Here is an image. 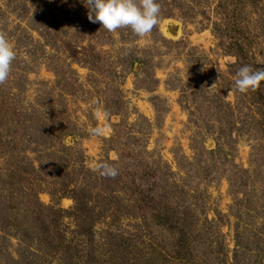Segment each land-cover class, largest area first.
I'll return each instance as SVG.
<instances>
[{
    "label": "rangeland",
    "instance_id": "1",
    "mask_svg": "<svg viewBox=\"0 0 264 264\" xmlns=\"http://www.w3.org/2000/svg\"><path fill=\"white\" fill-rule=\"evenodd\" d=\"M47 1L52 5L48 24L60 28L62 37L75 38L78 46L91 43L106 62L103 72L72 65L75 95L56 89L53 68L61 58L56 45L37 48L34 62L25 49H14L9 34L18 25L28 26L11 12L9 0H0V34L12 46V61L29 70L24 102L40 113L42 105L58 108L69 135L64 145L81 153L90 184L100 173L97 163L115 168L114 179L122 173V162L148 166L156 184L155 204L168 190L167 202L177 215L187 216L194 264H264V81L255 90L235 91L237 59L224 52L213 33L218 25L240 24L252 43L255 69L264 68V0H156L158 23L143 36L128 27L108 32L89 22L83 1L75 9ZM66 9L73 11L71 19ZM28 31L38 47L43 40ZM113 92L119 105L111 104ZM92 128H101V134L92 135ZM99 193L94 190L93 196ZM131 198L120 199L131 205ZM39 200L54 205L47 192H40ZM73 206L67 198L56 205L63 210ZM146 222L151 225L150 216ZM63 227L67 233L75 229L70 219L63 220ZM151 227L153 234L147 236L139 217H123L115 226L108 218L95 225V244L101 247L106 232L117 230L133 235L130 259L137 264H181L170 258L171 235L154 221ZM100 252L96 262L108 260Z\"/></svg>",
    "mask_w": 264,
    "mask_h": 264
},
{
    "label": "trees",
    "instance_id": "2",
    "mask_svg": "<svg viewBox=\"0 0 264 264\" xmlns=\"http://www.w3.org/2000/svg\"><path fill=\"white\" fill-rule=\"evenodd\" d=\"M82 1L55 0V6L68 4L75 9ZM257 2L259 0H250L249 3ZM9 5L11 12L19 20L26 19L28 28L38 32L43 40L35 47L29 29L18 25L16 31L9 34L15 50L25 49L34 62L37 48L57 46L61 58L53 72L56 89L61 95L77 93L73 64L87 66L92 72H103L106 62L94 45L78 46L75 38L62 37L60 28L48 24L52 5L47 0H9ZM72 12L65 10L68 19ZM245 32L237 22L226 23L224 27L218 25L213 30L224 52L236 57L237 63L232 66L235 70L244 65L255 70L250 50L252 43ZM33 48L36 52H32ZM27 71L11 61L9 74L0 83V264H137L135 257L130 259L131 247L135 249L131 246L133 235L125 236L113 230L106 232L108 237L101 247L95 244L94 227L99 221L109 218L115 226L123 217H139L147 236L153 234L150 231L154 221L155 226L171 235L172 243L164 244L174 253L171 260L194 264L192 256L196 247L193 246V231L185 224L187 216L177 215L176 207L167 202L168 190L160 194L155 204L156 184L149 167L122 162V173L117 178L124 179L122 184L100 173L90 184L87 179L90 174L82 166L81 153L64 145L69 135L58 108L42 105L44 110L40 113L35 106L24 102L22 94L27 85ZM111 94V104L119 105L121 100L114 98V92ZM27 153L36 155L34 161ZM99 177L101 182H98ZM97 189L101 198L100 193L93 196ZM40 192H47L54 205L41 203ZM128 194L132 195V204L123 205L121 195ZM64 198L73 201L72 209L56 207L58 200ZM95 202L98 212L93 205ZM143 209H149L148 213L141 211ZM147 216L152 220L151 225L146 222ZM66 219L72 220L75 228L68 233L63 227ZM99 248L100 255L108 260L96 262Z\"/></svg>",
    "mask_w": 264,
    "mask_h": 264
},
{
    "label": "clouds",
    "instance_id": "3",
    "mask_svg": "<svg viewBox=\"0 0 264 264\" xmlns=\"http://www.w3.org/2000/svg\"><path fill=\"white\" fill-rule=\"evenodd\" d=\"M87 8V19L99 23L108 32L128 27L137 36L149 33L158 23L160 7L156 0H83ZM14 51L3 34H0V83L9 74ZM264 81V68L253 70L250 66H241L235 73L233 88L244 93L255 90ZM92 135H99L101 128L90 129ZM96 169L102 176L114 177L116 170L106 163H97Z\"/></svg>",
    "mask_w": 264,
    "mask_h": 264
},
{
    "label": "water",
    "instance_id": "4",
    "mask_svg": "<svg viewBox=\"0 0 264 264\" xmlns=\"http://www.w3.org/2000/svg\"><path fill=\"white\" fill-rule=\"evenodd\" d=\"M172 33H173V31H172Z\"/></svg>",
    "mask_w": 264,
    "mask_h": 264
}]
</instances>
